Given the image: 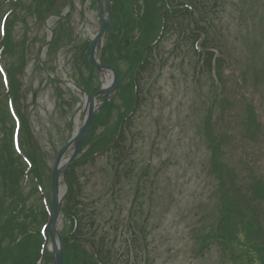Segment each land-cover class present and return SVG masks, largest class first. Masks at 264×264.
<instances>
[{
  "label": "rangeland",
  "instance_id": "374dc122",
  "mask_svg": "<svg viewBox=\"0 0 264 264\" xmlns=\"http://www.w3.org/2000/svg\"><path fill=\"white\" fill-rule=\"evenodd\" d=\"M235 1L238 0L229 1L226 21L221 23L223 30L220 35L227 53L223 74L227 76V88L231 90L238 80V71L246 66L248 86L235 90L237 97L232 100L240 99L241 92H245L246 99H241L233 107L212 102L216 70L204 67L200 73V56L196 52L200 48L196 50L179 30L166 33L156 51L157 62L145 73L146 100L131 124L129 137L133 140V147L130 157L134 159L131 161L137 171L136 176L128 179L122 175L112 197L109 182L112 169L107 155L79 170L85 186L84 194L101 197L102 221L114 212L122 223L125 217L129 218V211L131 213L137 174L142 172V168L148 170L147 186L139 192L135 202L136 206L141 204L145 211L144 214L135 213L149 228L148 246H135L134 258L140 260L137 264H144L146 255L154 258L152 264L248 262L247 249L239 242H235L233 247L222 245L217 240L208 242L206 246L203 244L204 238L212 237L213 225L216 229L224 193L220 189L217 172L213 170L214 148L210 138L213 141L219 134L228 135L223 139L221 160L231 168L227 170L229 181L240 186L248 180L264 181V0H242L243 4L237 10ZM68 6L63 11L68 10ZM66 19L64 17L63 26H59L64 32L60 47L49 52L43 46L51 36L48 25L58 28L57 17H47L44 22L35 17L28 18L27 23H17L13 31L14 42H25L30 51L25 75L21 77L22 98L16 105L19 113L25 115L30 134L44 152V159L51 170L58 151L78 132L85 116L84 93L72 86L79 76L77 59L82 60L77 45L89 42L100 28L99 11L91 0H74L73 11ZM210 33L212 37V28ZM107 37L103 35L100 40L102 47L96 52L99 58L103 51V55H107ZM4 61L7 65L5 55ZM83 68L84 73L89 74ZM52 76L58 80L54 81ZM255 77L259 84H256ZM97 80L106 86L111 76L102 70ZM101 102L102 97L97 99L96 107ZM249 104L254 105L256 126H259L254 137L250 136L252 139L244 134L248 127L244 122V112L248 115ZM11 125L13 123L9 122L8 126ZM126 161L123 165L130 166L131 162ZM113 201L117 205L111 203ZM261 207L264 210V201ZM261 219L264 220V215ZM57 228L61 231L60 220ZM106 229L111 231V236L117 237L116 249L121 255L119 264H122L127 253L125 243L131 238L130 230H124V235L121 230L116 233L112 222L106 225ZM46 247L50 249L51 243Z\"/></svg>",
  "mask_w": 264,
  "mask_h": 264
},
{
  "label": "trees",
  "instance_id": "16d2710c",
  "mask_svg": "<svg viewBox=\"0 0 264 264\" xmlns=\"http://www.w3.org/2000/svg\"><path fill=\"white\" fill-rule=\"evenodd\" d=\"M229 1L114 2L112 20L106 30L107 55H103V51L101 61L118 70L119 91L95 117L84 142L83 152L67 169L68 191L59 212L64 264H119L121 255L116 249L117 237L111 236V231L106 229V225L111 222L116 233L121 230L124 235V230H130L131 238H127L125 243L127 253L124 254L126 258L122 264H137L140 260L134 258L135 252H131V249L135 250L136 245L148 246L149 228L143 225L145 222L140 221L139 214L135 213H145L142 205L133 204L129 218L125 217L124 223L116 219L114 212L102 221L103 209L99 206L101 197L84 194L85 186L79 170L94 163L98 157L107 155L112 169L109 177L112 197L121 183L122 175L128 179L136 176L137 171L131 161L134 159L130 157V149L133 147V140L129 137L131 124L146 100L147 91L143 82L146 79L145 73L157 62L156 51L164 34L179 30L196 50L200 48V51H196L200 56V73L204 67L216 70L217 80L213 82L216 89L212 102L233 107L241 99H246L245 92H241L240 99L232 100L237 97L235 90L248 86L246 66L238 71V80L231 86V90L227 88V76L223 74L227 53L220 34L223 30L221 23L226 21L229 11ZM233 3L237 10L243 1ZM68 4L69 0H0V264H53L52 252L44 245L46 236L42 232L52 208V170L47 166L44 152L30 134L25 115L19 113L16 105L22 98L21 77L24 76L30 51L25 42L22 45L14 42L13 31L17 23H27L28 18L35 17L44 22L50 15H61ZM234 12L230 14L231 17ZM68 16L69 13L65 19ZM64 21V18L57 21L58 28L54 29V39L48 52L60 47L64 32L59 26L62 27ZM69 43L73 45L71 38ZM76 49L82 57V60L77 59L79 76L76 82L91 96L100 89V80H97L98 70L89 57L90 42L77 45ZM4 55L7 57V65ZM82 65L89 74L84 73ZM234 71L231 73L234 74ZM255 80L259 84L256 77ZM244 115V122L248 124L244 134L252 139L259 130L253 104H249L248 115L247 112ZM9 122L13 126H8ZM7 131L10 134L7 135ZM212 133L209 135L212 136ZM226 136L227 133L219 134L213 141L210 138L214 148L213 170L217 172L220 189L224 193L216 229L213 225L212 237L204 238L203 244L206 246L208 242L217 240L222 245L233 247L235 242H239L247 249V264H264V220L261 219V215H264L261 207L264 201V181L248 180L241 186L229 181L227 170L231 168L221 160L223 139ZM125 161L131 162L130 166L125 167ZM141 170L137 174L135 201L148 182V170ZM111 203L116 204L114 201ZM46 235L48 237V233ZM153 259L146 255L144 264H152Z\"/></svg>",
  "mask_w": 264,
  "mask_h": 264
},
{
  "label": "water",
  "instance_id": "95a60500",
  "mask_svg": "<svg viewBox=\"0 0 264 264\" xmlns=\"http://www.w3.org/2000/svg\"><path fill=\"white\" fill-rule=\"evenodd\" d=\"M115 0H111L107 5V15L104 14V8L102 6V1L98 0L99 7H100V20H101V27L95 37L92 40L91 49H90V57L92 62L99 68L100 71L102 70H108L112 76V80L110 84L107 87H102L96 94H94L92 97H90L87 101H85V116L84 120L82 122V125L80 127V130L77 134H75L68 143L60 150L54 170H53V176H52V186H53V207H52V215L50 218V222L48 225V230L50 232V238L51 243L53 246V259L55 264H64V257H63V243L62 238L59 233V231L56 228V219L58 215V210L60 206V202L63 196L62 188L60 187V176L63 175V177L66 176V169L70 165V163L79 155L83 142L85 140V137L89 131L90 125L94 117L98 114L100 111L102 105L99 107H96V97L98 95H102L107 93H110L114 90H117L118 88V72L117 70L110 66V65H104L101 64L96 59V52L100 43L101 38L103 37L105 33L106 26L108 24V21L111 17V5ZM110 94H106V100L107 102L109 100ZM71 147H74L73 152L68 155L64 159V155L68 149Z\"/></svg>",
  "mask_w": 264,
  "mask_h": 264
}]
</instances>
